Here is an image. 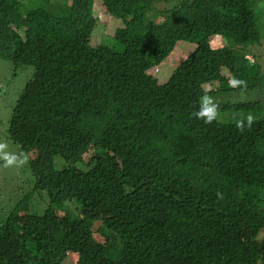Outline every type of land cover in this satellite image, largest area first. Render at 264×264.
Returning <instances> with one entry per match:
<instances>
[{
  "label": "trees",
  "instance_id": "obj_1",
  "mask_svg": "<svg viewBox=\"0 0 264 264\" xmlns=\"http://www.w3.org/2000/svg\"><path fill=\"white\" fill-rule=\"evenodd\" d=\"M101 1L123 22L113 45L90 43L94 0H0V59L31 68L8 132L26 151L39 143L35 188L49 198L40 216L21 223L17 205L0 222V264H264V102H215L212 124L192 115L205 93L259 86L254 56L207 45L163 85L146 73L178 41L232 28L253 41L254 0ZM249 113L241 132L235 120ZM84 154L85 170L43 171L53 156ZM62 191L78 213L57 217ZM91 211L106 214L105 243Z\"/></svg>",
  "mask_w": 264,
  "mask_h": 264
},
{
  "label": "rangeland",
  "instance_id": "obj_2",
  "mask_svg": "<svg viewBox=\"0 0 264 264\" xmlns=\"http://www.w3.org/2000/svg\"><path fill=\"white\" fill-rule=\"evenodd\" d=\"M253 12L255 15V21L259 35L261 38L260 45H256L253 48H245L244 45H240V41H243L245 34H240L237 30H234V38L223 37L216 34L215 45L219 51L236 50L237 52L244 54L249 53L254 55L256 61L255 70L260 68L261 73H264V0H259L252 5ZM92 11L96 14V26L91 34L90 43L96 46L100 43H106L108 45L114 44L113 34L116 28L121 27L123 22L116 20L109 16L101 4V0H94L92 5ZM153 19H156L151 15ZM121 21V22H120ZM157 21H161L158 18ZM191 44V45H190ZM194 44L180 42L175 46L174 53L167 57L160 67V73L157 75L160 78V82H166L173 70L177 65L188 56L190 53L189 48H193ZM173 52V51H172ZM240 57V56H239ZM31 68L18 67L15 71L12 67V63L9 60L0 59V143H6V151L20 154L17 145L7 139L9 118L15 104L18 95L23 90L27 81H29ZM226 76L229 73L224 71ZM163 79V80H161ZM197 85L192 88L195 90ZM201 90L207 92L214 88L213 84H202L200 85ZM209 94L214 102L219 103H237L245 101H264V80L261 79L260 84L253 90H230L223 94ZM13 102V103H12ZM226 118L227 114L224 113ZM26 157L27 162L22 166L4 167L3 161H0V222L3 221L6 215L11 213L18 205L20 215L22 217L21 223L25 221L27 215L37 214L40 216L45 210L49 203V198L46 192L34 188V184L37 182L36 172L37 165L45 163V157L39 153L30 155L23 153ZM39 154V155H38ZM35 157V158H34ZM88 155L84 156V160L75 164L67 163L60 157H55L53 160L50 158L47 166H43L44 173L49 172L53 169H61L63 167L74 166L77 169L85 170L86 166H83L86 162ZM33 164L29 159L33 160ZM31 176V177H30ZM63 199L65 201H63ZM67 199V200H66ZM71 193L69 191H62L56 198V203H61V209L56 211L57 217H61L66 212L73 214L78 213V208H73L71 203L76 206L75 200H71ZM92 217V230L93 237L99 243H105L107 231L104 230L101 217H106V214L99 211H91ZM257 240L261 241L264 239V228L258 232L256 237ZM64 260V264L75 263V255L69 256Z\"/></svg>",
  "mask_w": 264,
  "mask_h": 264
},
{
  "label": "clouds",
  "instance_id": "obj_3",
  "mask_svg": "<svg viewBox=\"0 0 264 264\" xmlns=\"http://www.w3.org/2000/svg\"><path fill=\"white\" fill-rule=\"evenodd\" d=\"M210 1H214V0H210ZM257 1H259V0H254L253 2H251V4H250V7H251V10H253V8H252V5H253V3H255V2H257ZM101 4H102V1H101ZM102 6H103V4H102ZM103 8L105 9V7L103 6ZM105 11H106V9H105ZM106 13L110 16V14L106 11ZM94 14V16H95V18H96V14L95 13H93ZM2 13H1V17H2ZM112 17V16H111ZM247 21H249V27H248V29L250 30V33H249V35L251 34L252 35V37H253V41H247L248 40V36H247V40H246V42H243V41H240V45H244L245 46V48H253L254 46H256V45H260V43H261V38H260V35H259V31H258V29H257V25H256V31H255V29H254V27H253V24H252V19H249V14H247V19H246ZM254 21H255V19H254ZM256 22V21H255ZM96 23H97V20H96ZM95 26H96V24H95ZM95 28V27H94ZM94 30V29H93ZM234 30H236V29H227L226 30V32H225V34H219V35H221V36H223V37H228V38H234ZM238 31V30H237ZM238 32H240V31H238ZM256 32H257V34H256ZM114 35V34H113ZM19 36H20V38H24L23 37V35L20 33L19 34ZM216 36V34L213 36V34H211V35H208L206 38H203V42H202V40L199 38V39H195V38H191V40L190 41H180V42H188V43H192V44H194V47L191 49V48H189L190 50V53L188 54V56L186 57V58H184L178 65H177V67L176 68H178V66L184 61V60H186L193 52H195L196 50H198V49H201V46L204 48L205 46H207V45H209L211 48H213V49H217L216 48V45H215V37ZM113 37V36H112ZM179 43V41L178 42H176V44H175V46L177 45ZM191 45V44H190ZM175 46H174V49L172 50L173 52H171L172 53V55H173V53H174V50H175ZM234 51H236V50H234ZM237 52V51H236ZM170 53V54H171ZM239 53V52H238ZM169 54V55H170ZM240 55H241V57H243V56H247L248 58L249 57H252V56H254V55H250L249 53H244V54H241V53H239ZM168 55V56H169ZM167 56V57H168ZM167 57L163 60V61H161L159 64H157V65H155V66H153V67H151L149 70H147V75H149V76H151V77H153V78H155L156 80H157V84L158 85H163L164 83H166L168 80H170V78H171V76H172V74H173V72L176 70V68L173 70V72H172V74L170 75V77H169V79L166 81V82H164V80L163 79H161V80H163V82H160V78H158V74L160 73V67H161V65H162V63L167 59ZM255 58L253 57V58H249V61H250V63L252 64V65H256V61L254 60ZM258 72H259V77H258V80H257V82H260L261 81V79H263V77H264V73L262 74L261 73V70H260V68H258V69H256ZM229 77V76H228ZM264 80V79H263ZM28 82V81H27ZM27 84V83H26ZM25 84V85H26ZM214 85H216V86H218V82H214L213 83ZM236 84H244V82L243 81H230V86H235ZM25 87V86H24ZM258 87V86H257ZM257 87H254L253 89H255V88H257ZM253 89H242V90H253ZM19 96V95H18ZM18 98V97H17ZM16 102V101H15ZM264 102V101H263ZM13 103V102H12ZM14 106H15V104H14ZM14 106H13V108H14ZM12 111H13V109H12ZM12 113V112H11ZM193 116H195V118L196 119H198V120H202L203 122H204V124H212L213 123V121H217L218 120V117H219V108H218V105L214 102V99L209 95V94H207V93H205L203 96H201L200 98H199V109H198V111H196V112H194L193 114H192ZM255 120H256V117L254 116V115H252L251 113H249L247 116H246V118H242V119H236L235 120V127L239 130V131H241V132H243L246 128H251L252 127V125H253V123L255 122ZM8 131H9V126H8ZM7 139L9 140V141H11V142H13L15 145H17V147H18V149H19V151L20 152H23V153H26V154H30V155H33V154H36V152L38 151L39 153H41V151H40V149H39V143L37 144V146L35 147V148H33V149H31V150H28V151H26V150H24V149H22L13 139H11L10 138V136H9V132H8V135H7ZM6 149H7V144L6 143H0V161H3V164H4V167H12V166H22L23 164H25L26 162H27V160H26V157H24V154L23 153H20V154H15V153H11V152H8V151H6ZM37 155V154H36ZM39 155V154H38ZM43 155V154H42ZM85 155H87V154H84L83 155V157H82V160H84L85 158H84V156ZM44 157H45V155H43ZM56 156H53L52 158H51V160H53V158H55ZM58 157V156H57ZM35 158V157H34ZM34 158H33V160H31V159H29L33 164H35L34 163ZM50 160V161H51ZM82 160L81 161H79V162H81L82 163ZM49 161V162H50ZM87 162H88V157L86 158V162H84V164H83V166H86V164H87ZM77 163V162H76ZM40 164V163H39ZM38 164V165H39ZM47 164L48 163H46V164H44L45 166H47ZM73 164H75V163H73ZM38 165H37V167H38ZM35 166H36V164H35ZM36 177H37V172H36ZM31 177V176H30ZM34 186V188H35V184L33 185ZM36 189V188H35ZM217 195H218V197L219 198H223V194L222 193H217ZM34 215H37V214H35V213H33ZM30 215H32V214H30ZM38 216V215H37ZM63 216V215H62Z\"/></svg>",
  "mask_w": 264,
  "mask_h": 264
}]
</instances>
